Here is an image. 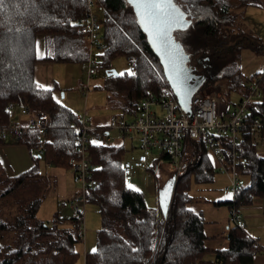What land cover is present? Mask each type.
<instances>
[{
    "label": "trees",
    "instance_id": "trees-1",
    "mask_svg": "<svg viewBox=\"0 0 264 264\" xmlns=\"http://www.w3.org/2000/svg\"><path fill=\"white\" fill-rule=\"evenodd\" d=\"M98 1L104 9L101 22L108 45L100 66L106 73L111 69L112 60L124 57L131 69V75L107 76L105 88L110 98L112 95L122 99L124 112L136 114L139 101L149 91L159 93L168 86L162 66L127 1ZM174 1L191 20L187 27L174 31L175 39L193 61L210 63V75L200 88L216 83V78L221 77L225 83L222 85L224 101L231 104L232 95L239 98L247 95L248 84L254 76L243 81L242 75L227 67L224 51L232 52L235 43L236 47L247 44L246 37L237 39L230 34L232 2L254 6L256 0ZM85 12L82 0H5L0 9V125L10 121L5 110L10 101L45 112L50 127L44 160L60 168H70L69 160L76 154L75 126L79 121L76 113L54 99L56 87L47 88L48 91L37 88L35 65L39 61L80 66L85 63V40L75 30L76 21ZM39 35L49 41V50L41 59L36 55ZM256 74L261 76L258 82L261 98L248 107L246 124L235 149L236 157L231 156L227 136L216 137L224 155L219 163L205 142L195 140V160L183 173L174 171L165 214L160 202L157 209L150 208L144 194L126 184L120 164L127 149L102 142L89 144L87 157L99 183L88 191L87 204L97 207L100 227L95 234L96 251L84 253V264H249L254 255L262 252L244 225L239 227L232 222L227 230V246L207 248L210 237L205 233V220L201 213L188 207L194 200L189 195L192 181L210 183L215 174L221 173L228 176L230 185L232 170L237 172L240 181L236 192L232 194L226 189L229 185L225 186L232 198L213 202L214 206L233 208L243 222L237 210L252 204L255 198H264V156L257 150L258 141H264V127L257 131L253 128L264 107V74L260 71ZM98 131L104 135L107 130L99 128ZM18 143L36 148L38 136L30 132ZM221 166L226 171H221ZM243 175H248V184L241 180ZM37 176L36 165L17 176H9L0 162V197L17 191ZM39 202L31 201L11 222L4 220L5 214L0 208V264H75L79 258L75 245L85 238L73 236L69 224L61 228L59 225L64 219L61 222L55 216L52 224L38 219ZM74 219L73 215L69 222ZM207 252L213 253V260H205Z\"/></svg>",
    "mask_w": 264,
    "mask_h": 264
},
{
    "label": "built area",
    "instance_id": "built-area-1",
    "mask_svg": "<svg viewBox=\"0 0 264 264\" xmlns=\"http://www.w3.org/2000/svg\"><path fill=\"white\" fill-rule=\"evenodd\" d=\"M86 5V12L79 17L75 24L76 32L85 40L86 48V79L79 81L78 86L87 95L91 88V80L103 69L100 61L108 49L103 35L102 22L93 13V5L101 7L98 0H82ZM264 74V67L260 69ZM258 75L249 83V93L241 96L237 103L229 104L224 101L219 91L207 92L206 89H197L190 98V113L185 112L179 105L176 96L169 86L159 93L149 91L137 106L136 119L125 121L116 116L110 117L109 128L117 133L131 136L137 144L134 149L122 157L120 168L123 177L128 182L134 180L140 173V180L149 193L148 188L156 187V174L161 157L170 164L177 174L183 173L189 164L195 160L196 149L194 141L205 142L211 150L215 160L219 163L224 160L217 136H227L230 139L232 157L236 151L246 124L248 107L252 101L261 98ZM10 114L17 112L25 117V124L21 125L10 120L0 125V140L2 143H18L30 132L38 136L36 146L37 155L44 157L47 148V132L50 127L48 115L27 104L10 101L5 106ZM79 121L75 126L76 154L69 160L70 168L75 176L78 189L68 202L75 219L69 222V232L78 238H85V213L87 206V193L98 185L99 181L93 176L92 165L87 157L89 144L94 140L90 118L82 111L76 115ZM264 127V107L262 115L254 121L255 131ZM256 134V132H255ZM109 138L114 139L113 136ZM156 152L154 154L153 152ZM221 171H226L224 166ZM239 177L235 170L231 171L228 189L235 194L239 184ZM154 200L159 205L160 194L154 190ZM229 220L233 224L243 227V222L237 217L235 211L230 209Z\"/></svg>",
    "mask_w": 264,
    "mask_h": 264
},
{
    "label": "rangeland",
    "instance_id": "rangeland-1",
    "mask_svg": "<svg viewBox=\"0 0 264 264\" xmlns=\"http://www.w3.org/2000/svg\"><path fill=\"white\" fill-rule=\"evenodd\" d=\"M257 5L243 6L238 5L236 2H232L231 14L233 15L232 25L230 32L231 36L239 38L246 37L244 39V46L236 47V43L233 46L232 52L229 53L224 51L226 57V65L228 68H232L233 72H238L243 76V81L249 76L253 75L256 77V73L264 67V0H256ZM93 13L102 21L104 9L97 5H93ZM251 43V44H250ZM182 45V44H181ZM40 47V45H39ZM183 47V46H182ZM111 69H115L118 74L130 73L131 69L124 57H118L111 61ZM86 66L85 64L79 66L76 64H59L56 62L54 64V70L52 71L53 78L58 81V86L62 89V93L66 95V100L73 94V98L69 101V104L81 112L82 108L87 109V115L91 119V124L94 126H109L110 117L115 115L117 118L121 119L123 114L128 121H133L136 119V115L128 116L122 109L123 101L120 98H113L107 90L106 79L107 75L105 71L98 73L91 80V90L87 95L84 96L83 91L80 89L76 91L79 81H85L86 79ZM236 70V71H235ZM258 76L257 78H260ZM221 77L216 78V83L207 85L203 87L207 92H213L214 90L219 91L221 96L223 93L222 85L225 83ZM202 88V89H203ZM81 92V93H80ZM109 97L106 98V95ZM223 97V96H222ZM232 103H237L239 100L238 95H232L230 97ZM231 103V104H232ZM77 111V112H78ZM122 118H125V117ZM110 134L115 136L117 131L110 129ZM111 140V139H110ZM262 141V140H261ZM258 141V152L264 156V141ZM117 142V140L113 141ZM134 145L137 144L136 140L133 139ZM14 148V147H13ZM17 148V147H16ZM126 145V149H127ZM0 152V158L3 165L7 168L9 174H13V169L15 166H22L19 158V150L10 152ZM156 154V152H153ZM31 154L33 157H37V151L35 147H31ZM37 166L39 168V175L36 178H32L31 181L28 180L23 187L14 191L8 195L0 197V208L4 210L5 221L11 222L15 218L16 214L23 211L24 208L29 206L31 201L40 200L39 206L36 212V217L40 220L52 224L55 216L58 217L59 221L62 222L60 217H64V220L73 216V212L69 205L68 199L74 193V186L72 187L73 178L71 175V168H60L51 165V169L59 171L60 175L51 174V169L48 171L49 167L45 168L44 157H39ZM29 161L30 158L28 157ZM15 165V166H14ZM34 165V162H33ZM32 163L31 167L32 168ZM140 173L138 176L128 182V186L131 188L141 191L144 196L147 205L150 208L157 209L156 202L154 200V190L157 189L161 199L165 197L168 187L172 184L173 178L175 176L174 170H172L168 161L161 158L160 165L157 172L156 187L148 188L149 193L144 188L142 181L140 180ZM52 178V179H51ZM241 180L245 183H249L248 175H243ZM74 183V182H73ZM229 185V179L221 173H217L214 179L210 183L199 184L194 181L191 182L189 195L193 197L192 203L188 205L189 208L201 213L203 219L205 220V232L209 235L215 234L220 240H224L226 237L227 226H232L229 221L230 210L225 206L217 207L214 206L213 202L217 200H228L229 196L232 198V194L225 191V186ZM78 186V184H77ZM230 198V199H231ZM161 203V200H160ZM97 207L93 204H87L85 213V245L88 250L95 249V234L99 229L94 228V224L97 220L100 222L98 212L93 210ZM98 211V210H97ZM246 228L252 234L254 238L259 237V235L264 236V229L259 228V222L254 221L252 225L254 230H250L252 227L251 222L246 219ZM88 224V226H87ZM61 228L66 226L64 224L59 225ZM88 227V231H87ZM218 231V234L216 232ZM7 234H11L8 232ZM208 243V242H207ZM212 243H208L210 246ZM220 241H216L215 246H219ZM213 245V244H212ZM90 247V249H89ZM76 251L79 253V258L75 264H80L81 260L84 258L83 241L75 245ZM85 248V249H86ZM83 262V261H82Z\"/></svg>",
    "mask_w": 264,
    "mask_h": 264
},
{
    "label": "crops",
    "instance_id": "crops-1",
    "mask_svg": "<svg viewBox=\"0 0 264 264\" xmlns=\"http://www.w3.org/2000/svg\"><path fill=\"white\" fill-rule=\"evenodd\" d=\"M39 45H40V47H39ZM48 50H49V41L45 37H43L41 35L37 36V38H36V55H37L38 59L43 58ZM54 64H56V63L55 62H42V61L37 62L36 65H35V81L38 84L45 86L46 88L56 87L57 91L54 92L55 98L58 101H60L64 106H66L67 108L71 109L77 115V114H79V111L77 110L78 111L77 112L76 110H73L75 108L69 104V101L74 97L73 94H71L70 97L66 100V95H64L62 93V91H60L62 89L58 86L59 85L58 81H55L54 78H53L52 71L54 70ZM59 64H63V63H59ZM101 72H99V73H101ZM91 88H92V86H91ZM91 88H90V90H91ZM77 90H79V86L76 87V91ZM88 93H89V91H88ZM108 96H109V94L106 95V98H108ZM82 111L86 112V114L88 112L86 108H82L81 112ZM127 115L131 116L130 114H127ZM132 115H136V114H132ZM113 116H115V115H113ZM123 116L124 115L122 114L121 115V120L128 121L129 119H131V118L127 119L125 116H124L125 118H122ZM9 120L15 121V122H17V123H19L21 125L25 124V117L19 115L17 112L10 113L9 114ZM89 123L92 126V134L94 136V140H93L94 142H102V143H107V144H113V141L117 140V142H114V145L123 146L125 149H126V145H127V147H128L127 150L128 151L134 149L135 145L133 143V139H132L131 136L122 135V134L117 133L115 136H113L114 139H111V138H109L110 136H112L110 134V131H109L110 130L109 126H105V127L94 126L93 124H91V119H90ZM99 128L107 130L104 135H101V133L99 135V131H98ZM6 150L7 151L11 150L10 151L11 154H12V152H14V150L15 151L19 150V158H20V161L22 163V166H19V167L14 165L16 170H14V168L10 167V169H13V171H15V172H13V174H9L8 171H7V168L3 165V162H2V160L0 158V162H1L2 166H3V168L5 169V172L9 176H17L20 173H22V172H24L26 170H29L30 167H31V163L33 165V162H34V165L37 166L38 159H41V158H39V156H37L36 158L33 157L32 154H31V148L26 146L25 144H20V143H2V144H0V152H5ZM28 157L30 158V161H29ZM48 167H49V169H48V171H49L52 167H51L50 164H48L46 162L45 163V168L47 169ZM37 169H38V174H39L40 171H39L38 166H37ZM50 173L51 174H55V175H60L61 174L59 171H55V170H52ZM39 175H42V174H39ZM71 175H72L73 182H74V183L72 182V187L74 186V193L73 194H75L77 192L78 186H77V182H76V179H75V176H74L72 170H71ZM221 175H225L228 178V176L226 174H221ZM229 200L230 199H228V200L227 199L226 200H217L215 202H222V201L224 202V201H229ZM223 206H225V205H223ZM217 207H222V206H217ZM225 207L228 208L227 206H225ZM93 210H94L95 213L98 212L96 208L94 209V207H93ZM237 213H238L239 217L244 222V228H245L246 232L252 238H254V237L252 236V234L246 228V223H245L246 219H248L251 222V225H252V222L258 221L259 222V228H263L264 229V198H255L253 200L252 204H250L248 206L241 207L239 210H237ZM70 218H71V216L67 220L65 219V224H66L65 228L68 227ZM60 219L63 220L64 217H62V218L60 217ZM87 226H88V224H87ZM99 226H100V222H99V220H97L96 223L94 224V228H98ZM228 228H229V226H227V228H226V237H224V240H221V239L219 240L217 238V236H215L214 233L209 235V234H207L205 232L206 235L210 237L207 242L213 244V245L210 244V246H209L208 243H206L207 248H211V249H223V248H225L227 246V230H228ZM250 230L251 231L254 230V226L253 225L250 228ZM87 231H88V227H87ZM216 232L218 234L217 230H216ZM254 239L256 240V243L258 244V246L262 249V252L259 253V254L254 255L252 262L249 263V264H264V236L263 235H259V237L254 238ZM216 241H218V242L220 241L219 246H215ZM83 246H84L83 254L85 252H87V251H91V250H88V248H86L85 241H83ZM89 249H90V247H89ZM213 259H214L213 253H210V252L208 253L207 252V254L205 255V260H210L211 261ZM80 264H84V258L81 260Z\"/></svg>",
    "mask_w": 264,
    "mask_h": 264
},
{
    "label": "water",
    "instance_id": "water-1",
    "mask_svg": "<svg viewBox=\"0 0 264 264\" xmlns=\"http://www.w3.org/2000/svg\"><path fill=\"white\" fill-rule=\"evenodd\" d=\"M127 3L132 7L135 16L137 18L138 23L146 34L147 41L150 44V47L158 57L160 64L163 69V74L165 76V80L172 90L174 95L177 98V101L180 107L187 113H190V98L192 94L200 88V86L205 82V75L201 74L200 79H197L193 76L194 68L187 66L185 64L186 58L188 59L187 54L184 52L182 45L175 39L174 31L177 29H183L187 27L191 20L186 17L185 12L179 7L177 3L173 0V4L176 5L180 9V12L183 14V27L177 28L175 26L172 27L170 36V44L166 48L165 45L158 39H155L153 35V31L149 28L146 30L145 25L141 23L140 16L138 15L137 8L135 6V2H130V0H126ZM177 49L179 52L177 53ZM176 56V65L173 68L171 57ZM107 76H116L118 73L115 69H110L106 72ZM170 203V190L166 191L165 197L163 199V203H160L161 210L165 214Z\"/></svg>",
    "mask_w": 264,
    "mask_h": 264
},
{
    "label": "snow or ice",
    "instance_id": "snow-or-ice-1",
    "mask_svg": "<svg viewBox=\"0 0 264 264\" xmlns=\"http://www.w3.org/2000/svg\"><path fill=\"white\" fill-rule=\"evenodd\" d=\"M135 2V6L140 16L141 23L145 25L146 30L149 28L153 31L155 39L160 40L167 48L170 44L169 33L172 27H183V14L180 9L173 4V0H130ZM5 0H0V9H3ZM177 53L179 49L176 50ZM173 68L176 65V56L171 57ZM131 75V73H129ZM123 75V73H121ZM37 88H44L45 91L49 89L45 86L37 84ZM55 99V97H54ZM59 103V101H57ZM131 187V185H129ZM231 198L230 196L228 197ZM163 203V199L161 201ZM93 252L96 249H92Z\"/></svg>",
    "mask_w": 264,
    "mask_h": 264
},
{
    "label": "flooded vegetation",
    "instance_id": "flooded-vegetation-1",
    "mask_svg": "<svg viewBox=\"0 0 264 264\" xmlns=\"http://www.w3.org/2000/svg\"><path fill=\"white\" fill-rule=\"evenodd\" d=\"M185 64L187 66L194 68L195 71L193 72L194 73L193 76L196 77L197 79H200L201 74H204L206 79L210 75V73H209L210 63H208V62H204V61H201L199 59H196L193 61L191 58L188 57V59L186 58V60H185ZM206 79H205V81H206Z\"/></svg>",
    "mask_w": 264,
    "mask_h": 264
}]
</instances>
